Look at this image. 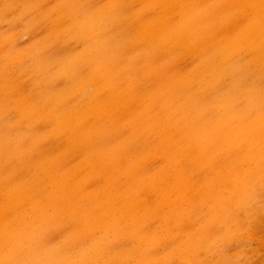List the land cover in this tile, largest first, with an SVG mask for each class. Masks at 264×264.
<instances>
[{"label": "rangeland", "instance_id": "1", "mask_svg": "<svg viewBox=\"0 0 264 264\" xmlns=\"http://www.w3.org/2000/svg\"><path fill=\"white\" fill-rule=\"evenodd\" d=\"M0 264H264V0H0Z\"/></svg>", "mask_w": 264, "mask_h": 264}, {"label": "bare ground", "instance_id": "2", "mask_svg": "<svg viewBox=\"0 0 264 264\" xmlns=\"http://www.w3.org/2000/svg\"><path fill=\"white\" fill-rule=\"evenodd\" d=\"M256 22H257V21H256ZM256 22H255V23H256ZM256 24H257V23H256ZM254 25H255V24H254ZM254 28H256V26H255ZM254 28H253V29H254ZM254 30H255V29H254ZM238 56H239V55H238ZM249 233H250V232H249ZM253 235H254V234H253ZM251 236H252V235H251Z\"/></svg>", "mask_w": 264, "mask_h": 264}]
</instances>
